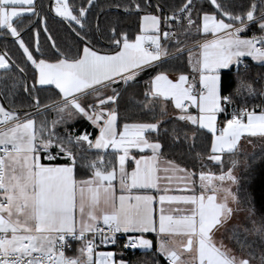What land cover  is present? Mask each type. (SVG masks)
I'll list each match as a JSON object with an SVG mask.
<instances>
[{"label":"snow or ice","instance_id":"obj_1","mask_svg":"<svg viewBox=\"0 0 264 264\" xmlns=\"http://www.w3.org/2000/svg\"><path fill=\"white\" fill-rule=\"evenodd\" d=\"M207 2L205 9L199 0L178 5L157 0L153 12L141 0H109L104 6L97 0H49L45 11L42 0H0V36L10 35L21 53L17 60L10 50L0 49V100L5 102L0 103V264H128L117 259L122 251L98 249L119 245L123 235L124 249L147 251L153 247L147 233L157 235L158 251L169 264H187L181 259L185 252L191 264H264V218L252 230L259 241L248 242L247 235L241 240L232 229L239 254L215 239L235 211L229 201L238 208L248 205L247 213L254 215L251 195L237 200L230 187L210 185L203 174L197 192L195 173L163 159L156 116L157 107L167 115L169 102L178 110L173 137L183 133L187 140L183 128L188 125L195 126L190 131L201 142L210 134L208 159L221 171L222 156L234 157L242 137L264 139V103L229 114L234 98L223 93L221 79L222 70L236 66L239 75V66L247 69L245 57L264 63V0ZM105 8L116 9L117 18L109 19L114 14ZM120 9L140 17L141 34L134 40L119 27ZM50 22L69 29L67 39L53 33ZM252 27L259 34L244 35ZM29 31L31 42L22 35ZM173 40L174 53L166 46ZM185 52L188 73L177 63ZM145 71L151 76L142 108L156 122L138 118L135 105L123 115L119 111L122 94ZM239 84L256 95L247 81ZM20 88L29 102L17 106ZM40 93H45L43 101ZM48 112L55 113L51 121H37ZM77 119L90 122L98 134L93 138L86 129L70 130L67 125ZM129 160L135 165L131 172ZM80 169L87 170V178L79 177ZM216 179L239 189L232 169ZM113 181H118L119 195ZM174 182L177 190L191 194L169 195ZM171 236L186 242L174 245L164 239ZM70 241L78 242L72 254Z\"/></svg>","mask_w":264,"mask_h":264},{"label":"trees","instance_id":"obj_2","mask_svg":"<svg viewBox=\"0 0 264 264\" xmlns=\"http://www.w3.org/2000/svg\"><path fill=\"white\" fill-rule=\"evenodd\" d=\"M79 2V0H77ZM109 0H97V3L104 6ZM119 3L121 0H115ZM127 2V0H124ZM181 0H163L165 5H178ZM250 2V0H249ZM44 4V10L49 3V0H42ZM141 3H150L153 8L152 11L155 12V5L157 0H141ZM199 4L208 9L210 5L207 0H199ZM108 9L105 8L106 12ZM123 10V9H122ZM165 12H169V8H164ZM114 15L110 16L109 19H115L117 12H112ZM120 20L119 27L126 32L131 39H134L140 33V17L137 14H124L119 12L118 16ZM103 19V15H102ZM28 23V19L24 20V24ZM49 27L52 29L53 33L58 34V37L63 40L67 39V33L70 32L65 26L50 22ZM254 32L258 33L256 27L249 29L247 33L251 36ZM6 37H10L6 36ZM198 37L194 36L193 41ZM24 39L31 42L32 33L27 32L24 35ZM41 43L44 44L45 40L43 35L41 36ZM163 43V41H162ZM175 41H171L166 46L171 52H175ZM47 46V45H45ZM0 49L10 50L9 54L15 59L19 60L21 53L18 51V46L14 44L13 41L0 38ZM247 69L244 65L239 66V75L237 74L236 66L228 71L221 72L222 79V91L224 94H231L234 98L233 107L239 109L247 106L249 110L253 108L254 105H260L264 103V97L262 95V90H264V65H258L251 61L245 60ZM181 64L184 68L185 73L190 72L187 66V52L183 54L182 59L177 62ZM151 71H145L141 73L136 80L133 82L134 87L128 88L123 94L122 99L119 102V111L123 115L126 109L132 108L133 105L136 106L135 115L144 120L145 122H156V119L160 121L161 136L159 137L162 143L163 158L166 160H171L181 167L186 168L189 172L195 173L194 179H199L200 175H215L220 176L232 169L235 176L239 178V189L235 186V195L237 200H241L245 194H250L253 199V204L251 207L254 209V215L249 216L246 211L248 205H242L233 212L232 218L234 221L226 225L222 231V240L228 243L236 254L240 253V245L237 244L236 240L232 239V229H237L241 234V240H244L245 235H247V241L251 242L253 240L259 241V236L252 232L254 228H260L262 226L261 218H264V183H262V178H264V139L254 140L252 145L244 150L237 151L235 156L232 157L227 154L223 157L225 161L223 171H221L220 165L214 164L213 161L208 159L211 154L210 150V134L203 137V142L190 131L191 128L195 127L193 125H188L183 128V132L188 133V139L185 140L183 133L177 137H173L172 128L177 126L175 120L176 114L171 103L166 107L167 115H160L159 108L157 107L156 119H153L148 115V110L143 109L142 105L146 101L144 93L147 90V82L150 80ZM171 76H176L172 74ZM243 79L252 85L255 90L256 95H249L246 90L240 89L239 81ZM11 77L7 82H10ZM29 84L32 83L31 79L28 81ZM54 92H58L56 89L52 88ZM239 90V93H238ZM41 101L45 98V93H40ZM2 102V101H1ZM4 102V101H3ZM27 94L20 88L17 95L14 98V103L17 106L22 104H28ZM5 103V102H4ZM7 106V105H6ZM257 107L255 110H258ZM55 117V113L48 112L46 116H37V119H47L51 121ZM181 124L183 122H180ZM70 130L75 129L77 133L84 131L85 129L92 132L93 137L96 135V130H92L90 123L84 119H77L75 122L69 124ZM68 126V125H67ZM122 127V125H121ZM58 129L61 132L63 129ZM165 129L168 131L165 133ZM94 155V152L91 154ZM235 159V168H232V160ZM86 169H80V172L85 173ZM245 230H249L251 234H247ZM119 252H123L121 259L128 262V264H169L159 256L155 251H145V250H127L123 248V245H119L115 248ZM247 250L243 253L244 258H246ZM259 258V252H257V259Z\"/></svg>","mask_w":264,"mask_h":264},{"label":"crops","instance_id":"obj_3","mask_svg":"<svg viewBox=\"0 0 264 264\" xmlns=\"http://www.w3.org/2000/svg\"><path fill=\"white\" fill-rule=\"evenodd\" d=\"M25 19H27V18H25ZM244 35H246V34H244ZM248 36V35H247ZM0 38H1V36H0ZM135 39V38H134ZM133 39V40H134ZM245 60H248V61H251V62H253V63H255V64H258V65H264V63H258V62H256V61H253L250 57H245L244 58V61ZM233 67H235V66H233ZM232 67V68H233ZM228 70H230V69H227V70H222V71H228ZM221 71V72H222ZM170 78L171 79H173V80H175L176 78H177V76H170ZM52 88H54V86L52 87ZM55 89V88H54ZM58 91V90H57ZM89 99H91V98H89ZM171 103V102H170ZM172 106H173V108H174V105L173 104H171ZM175 109V108H174ZM193 114H196V110L193 108V109H189ZM175 111H177L178 112V110H176L175 109ZM257 114H259V112H257ZM225 119V116L223 115V114H221L219 117H218V120L219 121H223ZM40 119H37V121H39ZM87 121V120H86ZM75 122V121H74ZM88 122V121H87ZM246 122V121H245ZM88 123H90V122H88ZM91 125V124H90ZM70 125H68L67 127H69ZM63 128V127H62ZM91 128H92V130H94V128L91 126ZM96 130V129H95ZM97 131V130H96ZM98 134V131L96 132V135ZM95 137V136H94ZM93 137V138H94ZM257 139H261V138H259V137H242L241 138V141L239 142V144L237 145V149H236V152L237 151H240V150H244V149H246V148H248V147H250L251 145H252V143H253V141L254 140H257ZM86 147V146H85ZM110 151V150H109ZM133 152H135L136 150L135 149H133L132 150ZM140 154L139 153H137V157L139 156ZM227 155V154H226ZM225 156V155H224ZM224 156H222V159H223V157ZM164 159V158H163ZM214 162V161H213ZM44 163H47V161H44ZM214 164H216L215 162H214ZM216 165H218V164H216ZM134 167H135V165H134V163H133V161L132 160H129L128 161V163L126 164V168H127V170L129 171V172H131L133 169H134ZM188 171V170H187ZM78 175H79V177L80 178H87L85 175H84V173H82V172H80L79 171V173H78ZM89 175H90V173H89ZM206 177H209V180L208 181H206L207 183H209L210 185H214V186H216V184H215V180H216V177H218V176H215V175H205ZM195 181H196V184H195V187H196V189H197V192H199L200 191V187H199V183H201V181H200V179H195ZM224 183H229L230 181H227V180H225V181H223ZM113 184L116 186V193H117V195H119L120 194V191H119V185H118V181H113ZM180 186H182V185H180ZM169 188L171 189L170 191H169V195H188V194H191V193H185V192H180L179 190H177L178 189V185H177V183L176 182H174L173 184H171V185H169ZM135 191V190H134ZM208 191H209V193L208 194H212V190H211V187L208 189ZM233 192H234V194H235V188L233 189ZM151 194V193H150ZM218 195V199H220V198H222V196L224 195V193L223 192H221V194H217ZM154 207H155V209H156V214H157V216H158V214H159V208H160V205H159V203H156L155 205H154ZM165 207H173V208H176V207H185V206H183V205H171V206H169V205H165ZM146 235V238H148V239H150V240H152V242H153V247H152V249H150V250H147V251H155L159 256H161L163 259H165V261H168L165 257H164V255H162L159 251H158V247H159V243H158V238H157V235L155 234V233H147V234H145ZM164 239H166V240H169L171 243H173L174 245H179L180 244V242L181 241H183V240H185L186 241V238L185 237H181V236H171V237H164ZM136 250H142V249H136ZM100 251H113V252H117V253H119V251L118 250H116V249H105V250H100ZM117 259H121V256H117ZM181 259L182 260H184V261H187V264H191V261L190 260H187L183 255L181 256Z\"/></svg>","mask_w":264,"mask_h":264},{"label":"rangeland","instance_id":"obj_4","mask_svg":"<svg viewBox=\"0 0 264 264\" xmlns=\"http://www.w3.org/2000/svg\"><path fill=\"white\" fill-rule=\"evenodd\" d=\"M140 34H141V32H140L138 35H140ZM0 103H2L1 100H0ZM59 129H61V128H59ZM62 129H63V130L61 131V133H63V131H64V128H62ZM57 130H58V129H57ZM215 181H216L215 184H216L217 187H221V188L230 187L232 192H233V189L235 188V185H232L231 182H229V183H224V182L219 181L218 179H216ZM199 186H200V183H199ZM208 193H209V191H208ZM218 194H221V193H218ZM233 194H234V192H233ZM222 197H223V196H222ZM229 206L232 207L233 209H235V211H236L237 208H238L237 205L231 203V201H229ZM235 211H234V212H235ZM231 218H232V217H231ZM231 218L228 220V222H227L226 225H229V224H231V223L234 221V220L231 219ZM215 239H216V241H217L218 244H219V243L224 244L225 246H227L229 249L232 250L233 254H236L235 251L232 249V247H231L228 243H226V242H224V241L222 240V232H221V233H218V234L216 235ZM183 241H185V240H183ZM185 242H186V241H185ZM183 256H184L187 260L192 261V257H191V255H189L187 252H185V253L183 254Z\"/></svg>","mask_w":264,"mask_h":264},{"label":"built area","instance_id":"obj_5","mask_svg":"<svg viewBox=\"0 0 264 264\" xmlns=\"http://www.w3.org/2000/svg\"><path fill=\"white\" fill-rule=\"evenodd\" d=\"M262 95H263V97H264V94H262ZM233 108H235V107H233L232 105L229 106V108H228V112H229V114H231ZM256 112H259V109L256 110ZM124 240H125V237H124L123 235H121V236H120L119 245H123ZM70 244H71L72 247H71L70 249H68V253H69V254H72V253L75 251V249L77 248V246H78V242H76V241H70ZM119 245L102 246V247H101L100 249H98V250L100 251V250H105V249H115V248L118 247ZM127 250H135V249H127ZM166 262L169 263V261H166Z\"/></svg>","mask_w":264,"mask_h":264},{"label":"water","instance_id":"obj_6","mask_svg":"<svg viewBox=\"0 0 264 264\" xmlns=\"http://www.w3.org/2000/svg\"><path fill=\"white\" fill-rule=\"evenodd\" d=\"M107 11H112V12H117L116 9H108ZM120 13H124L122 9L119 10ZM124 14H127V13H124ZM132 14H136L135 12H133ZM54 15V13L52 14ZM127 15H130V14H127ZM26 33L22 32V35L24 36ZM1 38H4V39H7V40H10V41H13V38L10 36V37H5V36H1ZM14 42V41H13ZM2 101V100H1ZM2 103H4L2 101Z\"/></svg>","mask_w":264,"mask_h":264},{"label":"flooded vegetation","instance_id":"obj_7","mask_svg":"<svg viewBox=\"0 0 264 264\" xmlns=\"http://www.w3.org/2000/svg\"><path fill=\"white\" fill-rule=\"evenodd\" d=\"M48 4H49V3H48ZM47 8H48V5L46 6L45 11H47ZM29 32H31V31H29Z\"/></svg>","mask_w":264,"mask_h":264}]
</instances>
